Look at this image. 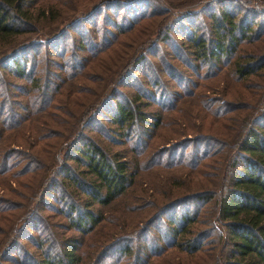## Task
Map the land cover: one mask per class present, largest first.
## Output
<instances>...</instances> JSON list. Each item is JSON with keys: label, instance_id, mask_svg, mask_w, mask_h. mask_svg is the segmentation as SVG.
Listing matches in <instances>:
<instances>
[{"label": "trees", "instance_id": "1", "mask_svg": "<svg viewBox=\"0 0 264 264\" xmlns=\"http://www.w3.org/2000/svg\"><path fill=\"white\" fill-rule=\"evenodd\" d=\"M37 1L0 0V57L8 56L13 68L11 73L39 91L37 99L33 100L42 112L49 106L47 86L50 82L43 75L41 85L38 86L36 72L32 69L35 67L26 70V64H18L20 53L24 49L29 51L37 46L43 47L42 43L47 39L40 32L67 20L59 22L61 16H56L57 11L52 10L46 2L39 4L40 1ZM137 1L96 2H99L98 6L101 4V10L125 11L126 4ZM168 5L169 21L164 25V34L172 33L177 25L188 27L185 35L187 46H181L191 61L197 64L193 73H197L196 77L200 80H214L220 75H229L231 86L226 85L227 91H233L239 98L238 102L219 100L222 110L218 113L204 108L205 115L211 118L209 121L216 122L217 131H212L210 135L208 128L205 132L200 128L196 142L199 148L193 146L192 151L183 150L180 160L170 161L167 156L175 153V149L180 146L156 148L155 145L161 139L159 132L171 127L170 119L173 115L178 119L177 122L183 123L185 116L184 113L180 115L179 111L187 99L198 102L196 112L201 115L202 99L195 92L199 86L192 88L190 84L188 87L184 85V91L176 94L167 87L164 89L158 80L160 77L153 74L146 81L153 89L149 93L140 84H131L135 95L133 98L128 93H118V87H125V83L130 85L132 74L148 63L149 56L158 57L155 51L157 44L152 42L148 46L141 40L127 47L121 44L119 36H132V31L139 27L122 25L123 18L121 23L107 24L106 29L96 30L100 36H96L93 41L89 37L84 43L83 36L79 35L76 39L78 48L68 52L69 59L66 60L64 54L57 56L61 60L57 70L64 73V76L69 74L67 70L74 73L73 77H80L88 64L90 68L95 66L98 72H103V64H110L109 70L114 72L125 70V75L129 70L132 71L127 74L128 79L119 78L113 89L108 84L100 83L96 84L99 92L87 90V96L92 99L89 111L84 117L82 114L70 132L68 143L53 147L46 164L34 163L32 168L15 174L8 170L9 167H16L9 163L10 158L0 157V169H3L0 170V177L8 175L13 179L16 175L20 177L29 174L25 193L19 194L23 202L0 201V264L16 262L10 254L17 248V241L25 239L27 231L33 229L31 223L35 221H39L41 233L46 236L41 237L35 257L22 254L21 260H17L18 264H82L83 238L94 230L100 235L99 245L93 243L87 248L91 254L90 264H103L108 255L114 254L120 256L117 264H153V259L160 260L161 256L168 253L175 258L170 264H264V78L256 86H248L246 83V90L250 92L248 95L236 93L238 87L243 89L239 86L241 82H248L264 74H261L264 58L249 50L264 36H259L260 30L264 31V23H259L260 17H264V0H203L194 4ZM95 8L98 10L100 7L96 6L85 14L95 13ZM198 13L208 22L202 21L204 28L201 26L193 29L191 23L196 24ZM85 14L78 13L75 19L69 20L66 28L85 22ZM57 34L61 36L64 33L60 29ZM31 38H34V42L27 43ZM169 40L170 35L157 41L166 43ZM77 52L86 53L82 64H78L80 58L76 56ZM175 54L177 56L170 58L176 56L175 59L179 58L182 62L179 54ZM42 68L44 64H39V70ZM179 78L176 81L180 82ZM63 84L58 87L56 94ZM54 87L52 93L55 92ZM205 89L213 93L217 91L212 84L202 86L201 90ZM225 95L232 98L227 92ZM259 99L262 100L260 104ZM33 113L29 112L28 116ZM61 113H64L63 109ZM191 114L188 112L189 116ZM227 114L232 116L226 118ZM56 120L57 117L54 122ZM62 123L68 131L71 123ZM93 123L95 128L91 126ZM87 129L91 134H87ZM214 137L217 142L213 140ZM210 138L215 143L213 151L209 148ZM185 143L186 149L193 145V141ZM132 152L134 156L129 154ZM211 154L215 160L211 165H202L206 167L205 170H199V165L209 159ZM152 156H155L153 160L150 159ZM143 161H150L148 164H153L156 171H171L178 169L176 166L193 169L194 180L192 177L185 188H191L193 183L196 185V191L180 198L175 196V192L180 190L183 183L178 178L170 179L167 191L170 197L167 202L157 203L151 218H163L164 211L170 208L174 211L162 225L158 238L160 242L157 240L154 244L151 249L152 258L149 259H144L140 252H134L128 244L130 240L127 236L117 234L120 226L130 225L131 217L138 213L135 201L149 189L146 183L136 180L139 165ZM50 191H53L62 208V214L58 213L67 221L65 232H61L56 246H52V240L46 234L48 232V236L55 237V230L53 234L48 230L50 224L38 216V206L33 205L34 198L35 204L43 202ZM156 195L153 198L157 200ZM116 203H122L119 212L122 218L106 216L100 210ZM180 207L182 211L177 212L176 209ZM161 222L164 223L163 220ZM207 224L208 228H203ZM66 233L69 234L65 236ZM211 238L217 241L214 243Z\"/></svg>", "mask_w": 264, "mask_h": 264}, {"label": "rangeland", "instance_id": "2", "mask_svg": "<svg viewBox=\"0 0 264 264\" xmlns=\"http://www.w3.org/2000/svg\"><path fill=\"white\" fill-rule=\"evenodd\" d=\"M35 1L36 0H32V2ZM39 1V4L46 2L52 10L54 9L58 12L56 16H61L59 22L67 21L63 24L60 23L61 25L48 27L46 30L40 32L45 34L44 37L47 39L45 43H42L44 45L43 47L37 46L31 48L29 51L24 49L20 53L18 64H26V70L35 67L32 69H34L36 72L35 78L37 77L38 86L41 85L43 75L50 82V85L47 86V92L49 91L47 97L50 100L49 106L44 111L40 112L41 109H38L37 105H34L35 100L33 99H37L36 95L39 94V91H36V89L28 85L26 81L16 78L14 74L11 73L13 72V68L11 61L7 58L8 56L4 58L0 57V157L7 156V158H10L9 163H13L16 166L15 168L9 167L8 170L10 172L20 174L24 170L35 166L34 163H40L42 165L46 164L48 154L52 151L53 147L55 148L56 146H64L68 143V140L71 139V137H69L70 132L78 124L82 114L83 117L86 115L90 109L89 106L92 104L90 103L92 102V99L88 97V94H86L88 89H90L93 93H95L97 90V92H99V88L96 84L100 83L108 84L109 88L113 89L116 86L119 78L121 80H126L129 78L128 73L132 71V69L127 72L128 75H125V70L122 72L120 70L117 72H114V70L111 69L109 70L110 64H103V72L95 71V66L90 68L88 67L90 64H88L80 77H73L74 73L67 70L66 72L69 74L64 76V73L57 70L58 66H61V60L58 59L57 56H62L64 54V58L66 60L69 59L68 52L71 51L72 48H78L76 39L79 35L83 36L82 42L84 43L89 40V37H92L93 41L95 40L96 36H100L99 32H95L96 30L99 31V28H101V30L106 29L108 27L107 24L111 25L115 23H121L122 18V25L129 24L131 27H139L132 31V36L128 34L125 37L119 36L121 44H125L127 47L133 42L136 43L140 40L142 43H145L148 46L156 43L157 47L155 51H157L158 57L149 56L147 58L148 63L140 66L139 69L132 74L131 79H129L130 85L125 83V87H118V93H128L129 97L133 98L135 95L132 93L134 90L131 84H140L146 90V92L149 93L153 89L151 88V85L146 84V81L149 80L153 74H157L160 77L158 80L162 83V87L164 89L167 87L176 94L184 91V85H186V87L191 85L192 88L199 86L195 92L197 93V97L202 99L200 104L203 113L205 112L204 108L211 109L218 113L222 110L219 102L224 99L227 101L231 100L234 103L238 102L239 98L235 96L233 91H227L228 87H226V85H230L231 83L229 80V75H220L214 80H212V78L205 80L203 78L200 80L199 77H196L197 73H193L197 64L191 61V57L184 49V47L187 46L185 35L188 32V30H186L188 27L181 28L180 25H177L172 33L168 32L166 35L164 34L166 30V26L164 25L169 21L167 17V11L170 9V7L168 4H194L203 0H138L135 3L126 4L127 7H125V11L120 9L110 11L105 9L101 10V4L98 6L99 2H96L98 0H38L37 2ZM111 1L118 2L122 0ZM96 6L97 8H100L98 10L95 8L97 10L95 13H88L87 15L85 14ZM81 12L86 15V21L83 23H81V21L78 25H73L72 27H69L70 29H67L66 26L68 27L70 21L75 19L76 15ZM195 20L196 24L195 22L191 23L193 29L196 27H201L202 21L203 23L208 22V19H206L204 16H200L199 13ZM259 23H264V17H260ZM188 26L189 29H191L189 24ZM201 28H204V26ZM60 29L64 34L57 36V32H59ZM124 29L127 30L128 28L124 27ZM204 31L205 30H202V32ZM102 33L103 32H101V34ZM197 34H199V32H197ZM260 34L263 36L264 31L261 32L260 30L259 36ZM168 35H170V40L168 42L161 43L157 41L164 39ZM31 42H34V38H31L27 43ZM181 44L184 47L181 46ZM243 48L246 47L244 46ZM249 50L253 51V53H257L260 58H264V36L261 37L260 41L256 42L254 46H251ZM175 53L179 54L178 57H181L182 62L179 58V61L175 59L177 56ZM85 54L86 53L80 52L76 53V56L80 58V60H77L78 64L83 63L82 58H84L83 56ZM174 55L176 56L170 58ZM262 62H264V59ZM39 64L42 66L44 64V68L39 70ZM70 64H72V62H70ZM262 73H264V70L261 71V74ZM168 76H171L174 79H170ZM177 77H180V82L176 81ZM263 78L264 74H262L261 77L253 78L248 82H241L239 86L243 89L238 87L236 93L242 92L248 95L250 92L246 90V83L249 84L248 86H256L257 83L260 81L262 82ZM61 84L63 85L61 86L59 93L56 94L58 87ZM206 84H212L213 89L215 88L217 91L213 93L207 91L209 89L201 90L202 86ZM53 86H55L54 93H52ZM254 91L255 90H252L251 92ZM226 92L232 95L231 99L225 95ZM242 101L245 102V100H241V102ZM261 101L262 100L259 99V104ZM195 102L197 101L193 99H187L182 109L179 111L180 115L184 113L185 119L183 123L177 122L178 119L175 118V115H173V117L170 119L171 127L161 129L159 132L161 133V139H159L160 142L155 145L156 148L159 146L160 148L161 146H180V148L175 149V153L167 156V159L170 161L177 162L180 160L182 158L183 150H186L187 152L193 150V146H196L197 144L196 142L199 136L198 131H200V128L204 132L208 128L210 135L212 134V131H217L216 122L209 121L211 118L206 116L205 113L203 114L201 112L200 115L198 114V111L196 112V106H198V102ZM95 103L96 102H94L93 105ZM62 109L64 112L63 114L61 113ZM29 112L34 113L32 116H28ZM188 112H192V114L189 116ZM232 114H227L225 117L229 118L232 116ZM55 117H57L56 122H54ZM59 120L60 123L58 122ZM63 121L66 123H71V127L68 131L65 129V124L62 123ZM91 126L92 128H95L94 123ZM87 134H91L88 129ZM57 136H60L61 139H58ZM213 140L217 142L216 137H214ZM213 140L210 138V151H213L214 149L212 150V148L215 147ZM185 141H193V145L186 149ZM198 146L199 145H197L196 148H199ZM178 153L180 155H178ZM129 154L134 156L133 152ZM212 155L213 154L210 155L209 159L202 161V164H200L198 167L199 170H205V164H212V161L215 160L214 156ZM154 157L155 156H152L150 159L153 160ZM173 158L176 160H173ZM150 161H148V163H150ZM148 163L143 161L139 165L140 170L138 171L139 173L136 176V180L137 182L140 181L143 184L146 183L149 189L145 195H142V197L135 201L137 204L136 211L138 213L131 217L129 223L130 225L128 227H118L119 229L117 232V234H120V236H127V238L130 240L128 244L133 247L134 252H140L144 259L152 258L151 249H153L154 244L157 243L160 231L163 228L162 225L165 224L167 220L166 218H168V216H170L174 211L172 208H170L164 211L162 214L164 216L163 218H151L154 207L158 205L157 203L167 202L168 198L170 197L167 192L170 179L178 178L183 183L180 190L175 192V196L177 195V197L181 198L182 196L196 191L195 183L192 184L191 188H185L188 186V181L192 177L194 180L195 175L193 169L176 166L178 169H173L171 171H156L155 168L153 169V164ZM0 170L2 171L3 169ZM146 171H148V173L144 174ZM2 176L0 177V180H2L4 183L0 181V201H5V203L23 202L19 199V194L25 193L24 187L28 182L26 181V178L29 176V174L24 176L22 174L20 177L16 175L13 177V179L8 175ZM154 190L159 194L156 195V192H153ZM154 194L158 196L157 200L153 198L155 197ZM35 201L36 198L33 199V205L38 206V216H41L43 220L50 224L51 227L48 228V230L52 232V234L55 230V237L48 236V232L46 234L47 237L52 240V246H56L60 241L61 232H65L67 225L66 219L60 215L62 214V208L59 206V203H57L53 191H50L46 197H44L43 202L35 204ZM27 206L28 202L25 204V207ZM121 207L122 203H116L106 209L100 210L105 213L106 216L116 215V217L119 218L120 216V218H122V215L119 213ZM141 208H143V210H141ZM184 208H186V206ZM176 211H182V207L176 209ZM58 212H60V214ZM161 220H163L164 223H162ZM35 222L36 223H31L33 224V229L27 231L25 239L17 241V248L15 251H13L14 253L10 254V257L15 259L16 262H2V264H18L17 262L19 261L17 260H21L20 258L22 254L27 257H29V255L35 257V251L37 250V247H39V244L42 240L41 237L46 236L41 233L39 221ZM203 228H208V224L206 226L203 225ZM38 231H40V234H37ZM69 233H66L65 236ZM99 236L100 235L96 230H94L92 234L87 235V237L84 236L85 238H83L81 245L83 246L82 264L91 263L89 260L91 258V254L87 248L93 243L98 246ZM211 239L214 243L217 241L215 238ZM159 242L160 241L158 240V243ZM169 254L170 253L164 255L163 257L161 256L160 260L153 259L152 263L170 264L171 261L173 262L175 260V258ZM119 257V254L108 255V259H106L103 264H117Z\"/></svg>", "mask_w": 264, "mask_h": 264}]
</instances>
